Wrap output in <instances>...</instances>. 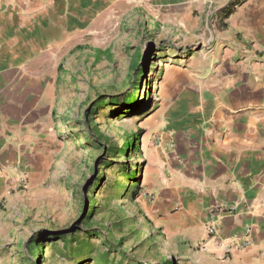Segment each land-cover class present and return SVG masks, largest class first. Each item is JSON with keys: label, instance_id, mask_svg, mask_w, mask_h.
Instances as JSON below:
<instances>
[{"label": "crops", "instance_id": "crops-1", "mask_svg": "<svg viewBox=\"0 0 264 264\" xmlns=\"http://www.w3.org/2000/svg\"><path fill=\"white\" fill-rule=\"evenodd\" d=\"M231 1L0 0V202L20 175L32 182L45 168V127L74 51L101 50L131 10L183 18L196 9L225 26L159 82L144 190L157 223L186 242L182 264H264V0L226 16Z\"/></svg>", "mask_w": 264, "mask_h": 264}, {"label": "rangeland", "instance_id": "rangeland-1", "mask_svg": "<svg viewBox=\"0 0 264 264\" xmlns=\"http://www.w3.org/2000/svg\"><path fill=\"white\" fill-rule=\"evenodd\" d=\"M222 26L221 19L200 17L196 9L183 18L131 10L103 37L100 55L74 51L65 65L73 75L64 83L65 97L57 99L45 127V168L32 182L20 175L17 188L0 202V264H182L186 242L157 223L144 190L145 122L166 69L186 65ZM134 60L141 65L136 78ZM128 93L134 103L125 115H113L122 105L110 101ZM135 132L141 152L125 154V135ZM113 145L121 152L113 153ZM130 172L140 181L135 199L137 180L128 178Z\"/></svg>", "mask_w": 264, "mask_h": 264}, {"label": "trees", "instance_id": "trees-1", "mask_svg": "<svg viewBox=\"0 0 264 264\" xmlns=\"http://www.w3.org/2000/svg\"><path fill=\"white\" fill-rule=\"evenodd\" d=\"M243 0H232L226 7H224V11H225V14L226 16H228L230 13H232L233 9L242 2ZM97 54L100 55V52L101 50H97ZM130 67L134 70H136L137 72V75L134 76V78H136L141 70V65H140V61H132ZM135 89L138 87L137 84L134 85ZM100 98L98 99V102L96 103H99L101 100V96H99ZM135 98L133 96V93H128V94H122L121 97L119 98V96H114L113 99L110 101V102H113V103H119L122 105V108L120 109H113L112 110V114L113 115H116L117 113L121 112L122 114L125 115L126 113V108H128L129 105H131L132 103H134L135 101ZM92 122V120H91ZM97 129V128H96ZM99 130V129H97ZM139 132H135V133H132L131 135H125V141L123 143V152H125V154H131L132 150L133 151H138V152H141V149H140V144H138V140H139ZM97 136L103 140V142L105 144L109 143L110 142V138L105 135L104 133H100L98 132L97 133ZM111 151H113V153H120L121 152V149H119L117 147V145H113L111 148H110ZM125 168V165L123 166V170ZM128 178L132 177L134 179L137 180L136 182V190L133 191V199H135L139 193H140V186H139V177L137 176V174H135L134 172H130L128 175ZM99 179H101V176L99 177ZM92 208H93V205H92ZM90 216L88 215V218ZM60 238L61 239H64L65 236L64 235H60ZM34 251L36 250L35 252V255L36 257H40V252H39V247L35 246L32 248ZM96 264H100L99 262H96ZM165 264H173V262L171 260H168V261H165Z\"/></svg>", "mask_w": 264, "mask_h": 264}, {"label": "built area", "instance_id": "built-area-1", "mask_svg": "<svg viewBox=\"0 0 264 264\" xmlns=\"http://www.w3.org/2000/svg\"><path fill=\"white\" fill-rule=\"evenodd\" d=\"M25 184L27 183V177H21ZM221 211V208L220 207H217L215 209H211L210 210V214H209V217H208V221H207V232L209 235H215L217 233V217H218V214L219 212ZM247 233L248 235L250 234V228H247ZM249 243V240H246L245 241V244H248ZM202 248L203 249H206V243H203L202 245Z\"/></svg>", "mask_w": 264, "mask_h": 264}, {"label": "bare ground", "instance_id": "bare-ground-1", "mask_svg": "<svg viewBox=\"0 0 264 264\" xmlns=\"http://www.w3.org/2000/svg\"><path fill=\"white\" fill-rule=\"evenodd\" d=\"M132 120H133V119H132L131 117H129L128 120H127V123H128V124H131V123H132Z\"/></svg>", "mask_w": 264, "mask_h": 264}]
</instances>
